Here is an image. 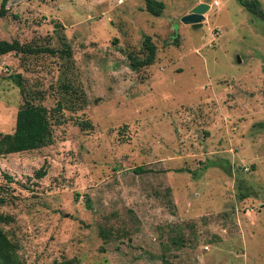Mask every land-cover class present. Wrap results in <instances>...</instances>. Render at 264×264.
<instances>
[{
    "label": "rangeland",
    "instance_id": "374dc122",
    "mask_svg": "<svg viewBox=\"0 0 264 264\" xmlns=\"http://www.w3.org/2000/svg\"><path fill=\"white\" fill-rule=\"evenodd\" d=\"M161 1L159 16L145 0H23L0 16V39L56 51L0 55V133L23 101L11 75L55 105L62 48L88 101L52 144L0 157L23 264H264V21L238 0ZM200 2L201 25L181 22ZM144 34L156 59L135 72L126 53Z\"/></svg>",
    "mask_w": 264,
    "mask_h": 264
},
{
    "label": "trees",
    "instance_id": "16d2710c",
    "mask_svg": "<svg viewBox=\"0 0 264 264\" xmlns=\"http://www.w3.org/2000/svg\"><path fill=\"white\" fill-rule=\"evenodd\" d=\"M23 0H2L0 6V16H3L8 4L20 2ZM28 1V0H27ZM239 3L253 15L258 16L264 21V9L261 8L258 0H238ZM164 8L161 0H145V9L152 15L159 16ZM114 43V42H113ZM9 52L19 53L21 55H33L42 52L54 54L56 51L48 46H32L30 44L20 43L17 39L12 41L0 39V55ZM61 56H65L67 63L63 65V72L60 73L56 84L50 86L51 91L57 94L55 105L47 107L38 99H44L45 91L35 90L30 92L23 85L21 75L19 73L11 75L15 83L20 88L22 103L18 107L15 116V125L12 132L0 133V157L6 154L30 151L48 146L54 142V129L62 123L68 121L65 112L75 113L82 111L88 104L86 93L82 87L72 78L71 74V56L72 50L70 46L60 50ZM157 46L153 42L150 35L144 34L141 46L137 51H127L129 66L135 72L140 71L154 63L156 59ZM264 70V68H263ZM54 87V88H53ZM262 105L264 108V81L262 88ZM77 123L82 130H88L93 127L92 122L88 118H79ZM136 172L143 171V167H137ZM181 171V169H178ZM46 174L45 167L41 166L34 175L36 178L43 177ZM6 182H13L12 177L8 173H3ZM4 185H0V206L11 204L14 197H9L8 189ZM90 204L87 202V207ZM14 221V217L9 213H0V264H23V260L19 254V244L4 229L3 224H10ZM99 234L103 242H108L112 237L118 238L119 234L112 232L109 226L100 227ZM171 244L177 248L183 245V235L170 237ZM163 264H179L167 257L162 256ZM51 264H81L80 260L72 258H61L53 260Z\"/></svg>",
    "mask_w": 264,
    "mask_h": 264
},
{
    "label": "water",
    "instance_id": "95a60500",
    "mask_svg": "<svg viewBox=\"0 0 264 264\" xmlns=\"http://www.w3.org/2000/svg\"><path fill=\"white\" fill-rule=\"evenodd\" d=\"M209 8V4L200 2L193 6L187 14L181 17V22L190 24L193 28L200 26L204 19V12ZM239 59V58H238Z\"/></svg>",
    "mask_w": 264,
    "mask_h": 264
}]
</instances>
